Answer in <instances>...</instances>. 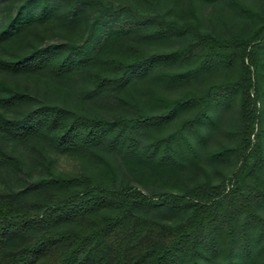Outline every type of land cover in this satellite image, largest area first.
Listing matches in <instances>:
<instances>
[{
	"label": "trees",
	"instance_id": "obj_1",
	"mask_svg": "<svg viewBox=\"0 0 264 264\" xmlns=\"http://www.w3.org/2000/svg\"><path fill=\"white\" fill-rule=\"evenodd\" d=\"M51 1L55 0H23L14 15L0 22V45L10 46L9 53L0 56V69L13 74L45 69L56 75L85 69L93 86L90 94L124 89L137 100L139 110L110 119L41 103L7 114L27 102L28 94L0 80V138H12L27 148L40 139L84 163L79 174L50 172L21 188L0 190V264H264V129L255 128L260 117L257 103L264 91V9L225 0L237 14L221 15L226 29L210 32L156 14L161 0H133L119 8L90 0L95 12L82 41L14 50L34 21L45 19ZM67 4L69 20L79 19L83 2ZM231 16L249 26L237 29L224 19ZM141 28L154 41L169 39L173 32L190 35L182 45L167 50L130 45L100 54L112 31ZM196 48L200 50L197 64L154 72L158 65L189 57ZM212 63L237 66V76L210 82L199 95L189 91L166 97L151 90L146 99L139 97L146 91L137 87L136 79L150 75L176 83L189 79L191 73L197 77L198 70ZM235 94L239 95L236 144L213 149L210 155H237L236 183L184 182L178 190L147 193L120 178L113 153L128 161L159 164L177 163L178 154L196 155L191 132H197L201 121L212 119L210 107ZM192 105H198L192 116L155 134ZM144 135L149 139L144 141ZM21 165L22 160L0 142V168ZM166 213L178 216L173 221L158 218ZM15 239L19 241L13 246Z\"/></svg>",
	"mask_w": 264,
	"mask_h": 264
},
{
	"label": "rangeland",
	"instance_id": "obj_2",
	"mask_svg": "<svg viewBox=\"0 0 264 264\" xmlns=\"http://www.w3.org/2000/svg\"><path fill=\"white\" fill-rule=\"evenodd\" d=\"M22 1L0 0V22L8 16L14 15ZM67 1L49 2L46 7L45 19L34 21L33 29L26 31L23 41L16 44L13 49L26 51L33 46L46 45L51 42L82 41L93 20L95 10L89 4L90 0H81L83 4H81L82 11L79 14V19L70 21L65 11L68 8ZM101 1L113 8H119L133 2V0ZM240 1L252 5L259 11L264 9V0ZM41 7L42 5H39L37 8L41 9ZM228 12L237 14V10L225 0L213 3H205L201 0H180L177 4L172 0H161L156 5V14L175 18L180 23L189 21L195 27L210 32L226 29V24L222 21L221 15H226ZM224 19H227L228 23H232L237 29L240 26L243 29L249 26L246 20L237 21L235 16H231V19L228 17ZM116 32L114 30L105 37L100 48V54L110 48L126 49L130 45L146 51L167 50L182 45L187 36L190 35L189 31L183 34L173 32L174 34L169 39L154 41L148 36L145 28L122 33ZM8 46L0 45V56L9 53ZM199 55L200 50L196 48L189 57H183L173 63L158 65L154 72L159 70L180 71L197 64ZM198 71L197 77L191 73L189 79L176 83L152 79L150 75L136 79L137 87L146 91L139 97L146 99L149 97L148 91L151 90L166 97L182 96L189 91L199 95L210 82L233 79L238 73L237 66H226L224 63L208 64L206 69ZM0 80H3L10 87L28 94L27 102L11 109L7 114L21 113L23 110L41 103H55L74 112L99 114L110 119L121 114L131 116L139 110V104H136L137 100L131 98V95L124 89H108L97 95L90 94L93 86L85 69L62 75L53 74L45 69L19 74L0 69ZM261 87L264 89V77L261 81ZM260 93L263 98L257 103L260 117L255 128L264 129V91ZM144 107L147 109L148 105L145 104ZM197 109L198 105H192L184 112L178 113L167 127L156 131L155 134L164 133L166 129L174 127L182 119L192 116ZM208 112L212 119L201 121L197 126V132H191L197 148L196 155L178 154L177 163L159 164L153 161L139 162L134 159L128 161L121 154L113 153V158L119 168L120 178L137 185L147 193L159 190H178L184 182H216L224 179L228 186L236 183L238 179L233 173L240 163L237 155L228 153L221 158H213L210 151L221 146H234L236 144L237 139L234 130L239 123V95L235 94L228 101L215 103ZM147 139H149L148 136L144 135L143 140L146 141ZM0 142L22 160V165L19 167L0 168V190L21 188L29 180L50 172L54 174H79L84 171V163L81 159L73 154L51 149L43 140L35 139V145L32 148H27L12 138H0ZM130 165L134 167V170L129 168ZM262 173L264 174V165ZM165 175L171 179L163 180L160 178ZM176 180L179 182L178 186ZM177 216V214L166 213L158 215V218L173 221ZM18 241L15 239L11 244L15 246Z\"/></svg>",
	"mask_w": 264,
	"mask_h": 264
}]
</instances>
